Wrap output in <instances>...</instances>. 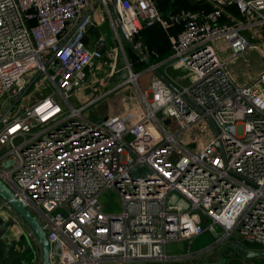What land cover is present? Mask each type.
I'll return each mask as SVG.
<instances>
[{
	"label": "built area",
	"instance_id": "1",
	"mask_svg": "<svg viewBox=\"0 0 264 264\" xmlns=\"http://www.w3.org/2000/svg\"><path fill=\"white\" fill-rule=\"evenodd\" d=\"M197 1L211 9L166 21L155 0H117L138 62L147 65L143 94V70L134 72L125 55L126 80L105 83L100 93L90 89L102 65L108 76L120 71L117 47H87L93 0H0V180L40 222L52 264L176 263L182 259L167 256L166 243L191 241L215 226L222 230L213 232L216 244L264 251V74L236 84L212 44L222 39L231 58L256 47L264 0ZM156 23L164 29L180 23L167 61L190 70L188 84L153 73L150 60L158 53L136 38ZM127 83L137 106L97 120L83 114ZM31 89L35 99L23 108ZM87 92L93 95L83 104L70 103L71 94ZM163 120L179 130L167 131ZM201 120L213 130L203 132L205 142L195 149L180 144L178 137ZM109 189L121 204L117 212H104L98 199ZM170 193L181 199L173 208L166 206Z\"/></svg>",
	"mask_w": 264,
	"mask_h": 264
},
{
	"label": "rangeland",
	"instance_id": "2",
	"mask_svg": "<svg viewBox=\"0 0 264 264\" xmlns=\"http://www.w3.org/2000/svg\"><path fill=\"white\" fill-rule=\"evenodd\" d=\"M155 4L157 7V2L155 0ZM162 5V8H161ZM160 12L161 16L164 13V16L169 15V11L176 10L182 7H185V3L182 2V0H165L164 2L160 1ZM163 18V17H162ZM164 19V18H163ZM166 20V19H164ZM167 21V20H166ZM112 23V28L108 27V31L110 34L112 47H117V59L118 61H123L124 55L128 59V62L131 63L132 69L134 72L141 71V69L146 68L145 64L143 62H140L138 65L134 63L137 56L136 54L133 55V52L130 48H126V45L123 40H121L119 36V40L115 35V30L118 33V28L114 21L110 20ZM120 34V33H119ZM161 34V33H160ZM158 32L156 34V38L161 36ZM160 38V37H159ZM143 41V40H142ZM223 43V40L220 39ZM217 41L216 43H219ZM252 44H255L256 47H251L244 53L231 58V55L229 52H227L224 57L230 58V60L227 62L226 69L232 76L233 80L238 85H246L247 83H250L256 75L263 73L264 74V27L259 30V35L257 38H254L252 41ZM105 63L109 64L108 59L105 58ZM137 65V66H136ZM103 68L99 70V73L96 72V83L95 85H91V90H98L99 93L101 92L100 89H102L103 84L110 83L114 80L115 76H108L109 68L107 65H102ZM145 70L141 71L142 73L138 78V87L143 92L146 86V82L148 81L149 73L144 72ZM170 72L175 76V78L185 84L191 81L192 74L188 68H182V69H170ZM91 84V83H90ZM90 90V92H91ZM122 92H124V95L128 100L133 101L135 103V106H137V103L139 102L138 95L136 98V92L134 90V87L132 83H127L122 89ZM143 94H146L144 91ZM38 95V93L36 94ZM93 95V94H91ZM86 93H78V94H71L69 96V101L74 106H78L86 102V100L89 98V96ZM113 96V95H111ZM35 99L34 90L31 89L28 93V95L25 97V99L22 100L21 104H23V108H26L28 105L32 103V101ZM10 102L7 103L5 110L10 107ZM17 109V107H16ZM20 109V108H19ZM127 110L131 109V106L126 107ZM117 106L110 100V99H102L97 104L89 107L83 114L88 117L89 119L95 120L96 117H101V115H108L115 113L117 111ZM159 120L162 118L160 115H157ZM170 120V119H169ZM161 124L167 129V131L175 133L177 130H179V124L177 122L168 124V121H161ZM208 123L205 120H201L194 126H192L190 129L186 130L183 134H181L178 137V141L180 144L188 147L189 149H195L196 147L200 146L202 143L205 142V137L202 139L201 136L203 132L205 131L206 134L212 133V128H209L206 130ZM176 195L175 193H170L166 199V206L167 208H173L175 205L179 203L181 200L180 197H177L174 201L172 200V196ZM177 196V195H176ZM100 203L102 204V208L104 212H117L121 209V204L119 202V199L117 197V194L109 189L103 191L99 197H98ZM11 215L7 217L2 214L0 215V264H21V260L25 261L26 259H30L32 256H34V264L40 263V250L38 251V246L34 242L31 241L29 236L27 235V229L22 224L23 220L12 210L10 211ZM36 218V217H35ZM39 222V221H38ZM40 223V222H39ZM25 228V230H24ZM215 233L221 234L222 230L220 227L215 226ZM192 241V240H191ZM191 241H171L166 243L165 245V254L169 257L172 256H179L185 251H189V243ZM33 246L34 253H32V250L30 249V246L28 244ZM253 250H259L258 247ZM25 264V262H23ZM28 264V263H27ZM30 264V263H29ZM100 264H129V263H121V262H102ZM249 264H264V257H257L253 259Z\"/></svg>",
	"mask_w": 264,
	"mask_h": 264
},
{
	"label": "crops",
	"instance_id": "3",
	"mask_svg": "<svg viewBox=\"0 0 264 264\" xmlns=\"http://www.w3.org/2000/svg\"><path fill=\"white\" fill-rule=\"evenodd\" d=\"M108 1L110 2L111 0H108ZM96 2H97V0H93L92 7L89 11V15L91 16V18L94 22V25L92 27L93 29H90L88 34H87V42L86 43H87V47L89 49H95L96 50V47L102 45L103 51H107L109 48L112 47V42H111L112 40L110 38L108 27H109V29H110V27L112 28V26H111L112 23L110 22V20L112 21L113 18L111 16L109 6L106 7L100 1L98 3H96ZM196 2L205 3V4H207L206 6L209 7L206 9L207 10L211 9V5L204 2V1L194 0V4H196ZM182 11H184V9L180 10L177 13H180ZM231 15L236 16V12L234 10H232ZM161 29H162L161 30L162 35H164V40L162 38H159V37L156 38L155 36L157 33L152 28L151 29L145 28L140 33V36H138L139 37L138 41L140 40V42L144 46L146 45V48H153L158 53L157 58L150 60L151 63L156 65V69L154 70L153 73L158 74V75L160 74V76H164L166 78H170L177 85L188 84L189 82L183 84L175 78V76L170 72V69L175 68V67L171 66L170 61H167V57L171 53L170 38L173 37L179 31L180 23L170 25L169 27H167L165 29L162 27ZM119 33H120V31L118 32V35L120 36L121 40H123L124 43H126L123 36L121 35V33L120 34ZM99 36H104L105 42L99 41ZM217 41H219V40H217ZM217 41L212 42L213 46L217 49V51H218V53L222 59L229 61L230 58L228 59V58L224 57V55L228 52V50L225 48L226 45L224 44V42L222 43L221 41H219V43H216ZM147 45L152 46V47H148ZM145 66H147V65H145ZM175 69H177V68H175ZM141 70H143V69H141ZM262 74L263 73L256 75L254 80H252L250 83H247L246 85H250L253 82H255ZM86 94H88V92ZM106 99H110L117 106V109L124 108V106L130 105L131 103H133V101H131L132 99L128 100L126 98V96L124 95V92H122V90H120V92L118 94H116L115 96H110L109 98H106ZM96 118L99 119L100 117H96ZM97 119H95V120H97ZM2 214L4 216L6 214L7 217L9 215H11L10 211H8L6 208H4L2 200L0 199V215H2ZM24 230H25V228H24ZM213 232L215 233V229L212 232L207 229L203 234L198 235L197 237L193 238V240L189 243V247H190L189 251L187 250L184 253H182L181 255L175 256V257L181 258L182 260H180L179 262H176V263L175 262L171 263V264H196L197 262H199V260L202 261L203 259L209 258V249L210 248H212L210 252L213 253L212 257H210V258H213L214 255L217 256L219 251H220L221 245L224 243H222V244L217 243L216 244L215 239L217 236ZM217 235L219 236L220 234H217ZM217 245H219V246H217ZM228 252L232 253L231 250L226 251V253H228ZM33 257L34 256H32V259H33ZM203 261H206V260H203ZM234 261L236 262V264H247V263H244L239 258L234 259L231 263H227V264H233ZM103 262L107 263L108 261H103Z\"/></svg>",
	"mask_w": 264,
	"mask_h": 264
},
{
	"label": "water",
	"instance_id": "4",
	"mask_svg": "<svg viewBox=\"0 0 264 264\" xmlns=\"http://www.w3.org/2000/svg\"><path fill=\"white\" fill-rule=\"evenodd\" d=\"M99 1L97 0L96 3ZM188 4L190 6L194 5V0H187ZM117 0H111L108 2V6L110 8L111 16L120 31L121 35L123 36L125 42L127 44H130V39L125 32V29L119 19L117 8H116ZM96 50L102 51L103 47L98 46L96 47ZM117 67L120 69L119 74H117L114 78L115 81L122 79L126 80L128 77V71L125 67L124 61H118ZM160 75V74H159ZM166 81L167 79L164 78ZM34 81V80H33ZM32 82H30L29 85H31ZM169 84L174 87L170 82ZM175 88V87H174ZM23 94H21L10 106L8 111L11 109V107L22 97ZM209 124L212 126L215 133H218L217 128L213 124V122L208 118L207 119ZM0 199L4 201L10 208L23 220V223L31 230L33 235L35 236L39 248L41 249V262L40 264H50L49 263V244L46 237V234L41 226V224L38 222V220L30 214V212L24 207V205L12 194V192L3 184V182L0 180ZM30 248H33V246L28 242ZM227 250L232 251L233 257H238L240 260H242L244 263L249 264L253 259L257 257H264V251H258L253 250L239 242L236 241H230L226 242L221 245L219 254L217 258L211 262L209 261H199L198 264H225V253Z\"/></svg>",
	"mask_w": 264,
	"mask_h": 264
},
{
	"label": "trees",
	"instance_id": "5",
	"mask_svg": "<svg viewBox=\"0 0 264 264\" xmlns=\"http://www.w3.org/2000/svg\"><path fill=\"white\" fill-rule=\"evenodd\" d=\"M160 1L161 0H156V2H157V7H158V9L160 10V11H162L161 9H160ZM163 2L165 1V0H162ZM172 1V0H171ZM182 2L183 3H185V7H182V8H179V9H176V10H171V11H169V15L167 16H164V13H163V15H162V17L164 18V19H166V20H169L170 19V17L171 16H173V15H176V13L177 12H179L180 10H191V11H196V10H199V9H204V10H207L206 8H209V7H207L206 5L207 4H205V3H200V2H196V4H194V5H192V6H190L189 4H188V2H187V0H182ZM161 8H162V5H161ZM154 29V31L157 33H161L160 35L161 36H159L160 38H162L163 40H164V35H162V26L160 25V24H158V23H156V24H154V25H152L151 27H147L146 29ZM91 29H93V28H91ZM145 29V28H144ZM139 36H140V34H139ZM139 39V37H137L136 38V40H138ZM140 41V40H139ZM125 45H126V48H130L131 50H132V52H133V55H135L136 54V52L133 50V46H132V42H130V44H126L125 43ZM143 45V44H142ZM144 46V45H143ZM148 47H152V46H149V45H147ZM145 47H146V45H145ZM134 63L135 64H139L140 62H138V57L136 58V60L134 61ZM144 64H145V62H143ZM136 65V66H137ZM146 65V64H145ZM249 248H251V249H255V247H252V246H249ZM236 259H238V257L236 258ZM27 260H31L30 261V264H31V262L33 261V259H32V257L29 259H27ZM234 263L236 264V262L234 261ZM233 263V264H234ZM32 264H34V263H32Z\"/></svg>",
	"mask_w": 264,
	"mask_h": 264
},
{
	"label": "flooded vegetation",
	"instance_id": "6",
	"mask_svg": "<svg viewBox=\"0 0 264 264\" xmlns=\"http://www.w3.org/2000/svg\"><path fill=\"white\" fill-rule=\"evenodd\" d=\"M217 246H219V245H217ZM211 249H212V248L209 249V258H208V259H203V260H206V261L211 262V261H213V260H215V259L217 258L218 255H217V256L214 255L213 258H210V257H212V255H213V253L210 252ZM218 254H219V253H218ZM229 254H230L231 256H230ZM236 258H237V257H233V256H232V253H231V252L225 253V259H226L225 264H227V263H231V262H232L234 259H236ZM231 259H232V260H231ZM30 261H31V260H27V259H26L25 261L21 260V264H23V262H25V264H27V263L29 264ZM199 261H201V260H199ZM32 263H35V262H34V257H33V261L31 262V264H32ZM198 263H199V262H197L196 264H198Z\"/></svg>",
	"mask_w": 264,
	"mask_h": 264
},
{
	"label": "bare ground",
	"instance_id": "7",
	"mask_svg": "<svg viewBox=\"0 0 264 264\" xmlns=\"http://www.w3.org/2000/svg\"><path fill=\"white\" fill-rule=\"evenodd\" d=\"M131 79H133V78H131ZM31 250H32V253H34L35 251H34V248H30ZM40 250V262H41V249L40 248H38V251ZM49 263L50 264H52L51 263V258H49ZM40 264V263H39Z\"/></svg>",
	"mask_w": 264,
	"mask_h": 264
}]
</instances>
